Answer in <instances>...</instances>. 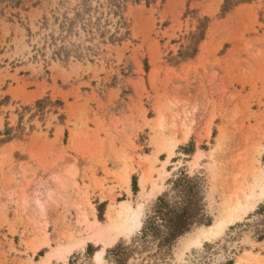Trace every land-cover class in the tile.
<instances>
[{
  "label": "rangeland",
  "instance_id": "obj_1",
  "mask_svg": "<svg viewBox=\"0 0 264 264\" xmlns=\"http://www.w3.org/2000/svg\"><path fill=\"white\" fill-rule=\"evenodd\" d=\"M83 1L114 32L109 0H0V264H114L181 175L209 223L127 264H264V0H117L119 42L54 56Z\"/></svg>",
  "mask_w": 264,
  "mask_h": 264
},
{
  "label": "trees",
  "instance_id": "obj_2",
  "mask_svg": "<svg viewBox=\"0 0 264 264\" xmlns=\"http://www.w3.org/2000/svg\"><path fill=\"white\" fill-rule=\"evenodd\" d=\"M109 1L108 14L118 18L114 24V32L110 33L107 30L109 20H105L102 24L100 18H97L95 22H92L90 12H98L99 7L92 8L87 1H83L72 19L64 17L63 22L59 24V37L50 36V46L56 47L58 41L62 43L65 39L63 33L71 34L76 24H81L90 39L96 36L104 39L105 35L109 34L110 42H119L122 37L117 35L120 34V28L125 26V22L118 12L120 3L117 0ZM102 15L103 13L100 12V16ZM69 45L75 47L73 43ZM71 51L79 57L76 49H71ZM62 53H67V46H57L53 55L60 56ZM262 209H264V204L258 211ZM201 212L202 196L199 178L181 175L172 182L171 190L159 197L153 205L151 213L143 221L139 234L133 237L129 244L119 243L111 250H107V255L114 264H127L134 256L141 255L148 248L154 247V254H148L147 257H162L171 250L176 240L189 232L193 226L209 223L207 220H202ZM255 234L258 239H264V228L256 229Z\"/></svg>",
  "mask_w": 264,
  "mask_h": 264
},
{
  "label": "bare ground",
  "instance_id": "obj_3",
  "mask_svg": "<svg viewBox=\"0 0 264 264\" xmlns=\"http://www.w3.org/2000/svg\"><path fill=\"white\" fill-rule=\"evenodd\" d=\"M222 226H223V223L222 222H220V223H217L216 225H214V226H210V227H208V228H206L205 230H204V232L202 233V235L200 236L201 238H203L204 240H207V239H209V238H213V237H215L220 231H221V229H222ZM198 242V238L196 239V240H194L193 242H192V244H195V243H197ZM101 252H99V253H97L96 255H95V259L97 260V261H99L100 259H101Z\"/></svg>",
  "mask_w": 264,
  "mask_h": 264
}]
</instances>
